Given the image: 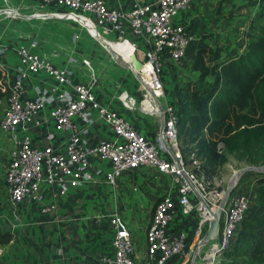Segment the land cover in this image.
<instances>
[{"label": "built area", "instance_id": "1", "mask_svg": "<svg viewBox=\"0 0 264 264\" xmlns=\"http://www.w3.org/2000/svg\"><path fill=\"white\" fill-rule=\"evenodd\" d=\"M42 1L68 7L69 12L91 13L104 32H115L117 38L134 44L158 77L166 70L167 59L179 63L187 58L186 48L193 36L174 18L193 0L135 1L128 9L111 6L107 0ZM8 49L15 54L16 63L11 68L0 62L11 87L0 127L13 135L15 142L5 175L11 202L34 201L41 214L47 215L64 194L83 189L90 181L109 189L116 187L124 174L150 167L170 180L151 215L145 249L140 251L136 246L130 222L121 210L110 211L112 252H103L101 262L191 264L195 255V264H222L253 201L233 191L222 209L219 235L195 252L222 194L220 189L211 188L203 171L186 163L179 143L178 104L171 89L160 125L149 136L125 114L123 108L131 109L132 104L124 92L118 95L121 107L97 98V72L88 56L81 58V70L72 63H56L27 44H2L0 55ZM38 74L50 82L31 81L29 87L28 81ZM78 75L83 79L78 80ZM49 118L52 124L46 139L35 142L30 127L41 126ZM101 121L111 135L94 139L91 128ZM59 131L65 135L56 144L53 140ZM177 215L191 220L190 235L183 223L172 227Z\"/></svg>", "mask_w": 264, "mask_h": 264}, {"label": "crops", "instance_id": "2", "mask_svg": "<svg viewBox=\"0 0 264 264\" xmlns=\"http://www.w3.org/2000/svg\"><path fill=\"white\" fill-rule=\"evenodd\" d=\"M30 1L35 5L40 4L42 0ZM107 1L111 6L128 9L135 1L151 2L154 0ZM260 10V0H193L189 7L181 9L175 15L174 20L185 25L193 37L203 36L206 41L213 45L219 44L224 47L225 51L232 52L235 50L236 45H232L234 41H231L229 45L225 44L228 40L227 37L237 34V30H242L245 22L254 20ZM238 24H243L241 29H238ZM2 44L6 45V43ZM126 44L134 51L132 44L129 42H126ZM240 50L241 52L245 51L238 47V51ZM236 52L234 53L233 51L232 53L238 55L239 53L237 54ZM81 58L71 63L83 70ZM0 62L12 68L16 63V56L12 50L8 49L0 55ZM57 63L66 62L60 61ZM131 69L134 68L132 67ZM166 70L169 73L168 79L172 78L174 82L183 83L188 79L197 78L199 75V71L192 68V62L189 57L179 63L167 59ZM77 79L82 80L83 78L78 75ZM31 81L50 82V80L44 79L40 74L32 76L28 81L29 87L32 85ZM166 84L168 88L171 86L170 82ZM95 90L97 98L101 101L115 107H121L117 95L112 94L109 96L98 88ZM124 112L137 124L143 133L149 136H152L159 127V125H155L151 116L143 115L132 109H126ZM51 124L52 120L49 118L41 126L30 127V132L35 142L41 143L46 139V130L51 127ZM64 135L62 131H59L53 142L56 144L60 143ZM110 135L111 132L108 126L102 121L91 128L90 136L94 139L109 137ZM10 136L11 144L14 148L13 135L10 134ZM0 142L2 143L3 139H0ZM152 170L157 172L150 167H144L132 172L130 174V182L135 178L141 180L140 177L150 179V177L145 176H148L147 171ZM156 182L161 183L159 180ZM5 183L7 185L6 189L0 190V229L12 230L15 233V237L9 242L0 243V264H103L100 260L101 254L103 252H112L110 211L103 207L105 205L102 202L106 197L105 186H100L98 183L90 181L83 189H78L70 195L64 194L61 199L56 201L57 208L54 211L47 215H42L39 205L34 201L12 203L6 179ZM256 197L255 190L253 201ZM141 200L142 195L137 192L133 198H125V209L122 214L131 223L134 236L137 237V235L140 236L142 234L146 246V230L152 214L150 211L144 213L143 220H141L139 211L136 214H132L135 211L132 208L134 206L133 203ZM128 201L129 204L127 203ZM151 201L150 207L153 204V200ZM137 208L139 209L140 207ZM175 220L172 221V227L179 225ZM138 240L137 242L139 243Z\"/></svg>", "mask_w": 264, "mask_h": 264}, {"label": "trees", "instance_id": "3", "mask_svg": "<svg viewBox=\"0 0 264 264\" xmlns=\"http://www.w3.org/2000/svg\"><path fill=\"white\" fill-rule=\"evenodd\" d=\"M260 6L258 15L263 16L264 0ZM252 33L248 48L238 55L203 36L189 40L187 57L199 75L183 83L176 81L171 89L178 104L180 147L188 165L201 159L205 167L217 166L223 161L220 143L226 153L264 164V25ZM10 90L0 65V100ZM256 183L257 197L222 264H264V172ZM14 237L12 230L0 229V243Z\"/></svg>", "mask_w": 264, "mask_h": 264}, {"label": "rangeland", "instance_id": "4", "mask_svg": "<svg viewBox=\"0 0 264 264\" xmlns=\"http://www.w3.org/2000/svg\"><path fill=\"white\" fill-rule=\"evenodd\" d=\"M69 11L72 10L68 7L56 4H44L43 1H41L40 4L33 5L30 0H0V45L1 43H6L17 47L18 45L27 44L50 56L49 58L52 61L55 60L54 62L56 63L60 61L71 63L76 61V59H80L82 56H88L97 72L98 81L96 89L98 88L104 91L109 96L112 94L118 96L119 93L127 91L131 98V100H128L129 97L127 98V101L132 104L131 109L143 115L151 116L155 125H160L162 119L160 115H152L141 109L143 106L142 94L145 93V90L142 89V82H140V78L136 75L134 70L119 64L112 53H110V51L85 25L71 17L66 18L56 16V14H68L67 12ZM260 11L257 12L254 20L250 22L246 21L244 26L243 24H238V29H241V26H243V28L242 30H237V34L227 37L228 40L225 44L229 45L231 41H234L232 45H236L235 50H233L234 53L236 51L237 54L241 52V50L238 51V47L239 49H242V51L243 49L245 50L249 44L248 35L252 32L258 33L260 26L264 25V15H258ZM41 14H45V16H38ZM84 14L92 16V19L96 24L95 28L102 33L105 41L108 43L111 42L114 45L119 44L122 51L132 62L133 54H136L141 62L140 67H136L134 62L132 63V66L138 72L144 70L146 62L141 51L138 49H134L133 51L127 46L126 42H120V40L117 39L118 34L115 32L105 34L101 25L96 22L94 15L91 13ZM251 25H256V28H251ZM132 46L135 47L133 44ZM168 75L169 73L167 70L161 71V75H159L160 79L163 80L165 87L161 97L164 102L168 100V89H172L176 82H174V79L172 78L169 80ZM141 78L145 80L146 76ZM169 82L171 83V86L168 88L166 83ZM118 102L121 104L120 100ZM8 105L9 96L0 100V120ZM123 109L126 110L125 108ZM0 137L1 140L3 139V142H0V190H5L7 187L5 183L6 169L14 148L11 144L10 133L4 131L1 127ZM218 150L223 155V161L217 166L205 167L203 162H201V159H196L193 161V164L189 165L194 170L206 172L210 186L213 190L226 187L236 171L254 164L248 162L238 154L226 153L222 144L218 145ZM147 172L148 176L145 177H150V179L140 177L141 180L135 178L130 182L131 175L124 174L116 187L110 186L109 189L105 188L106 197L104 201H102L105 205L103 207L111 212L115 210H121L122 212L125 209L124 199L133 198L134 194L137 192L142 195V200L133 203L134 206H132V208L135 211L132 212V214H136L137 211H139L141 213V220H143V216H145L144 213L150 211L152 214L158 198L166 191L170 178L154 172L153 170ZM259 174L261 173L249 171L240 175L234 191L236 193L244 194L249 200L253 201L257 186L256 179ZM157 180L161 181V183H157ZM151 200H153L152 207H150V203H152ZM127 203L129 204V201ZM137 207L140 208L138 209ZM175 221L179 223L177 227L184 224L187 233L189 235L191 234L192 223L190 219L185 218L182 215H177ZM134 237L136 240V246L139 250L143 251L145 244L142 234Z\"/></svg>", "mask_w": 264, "mask_h": 264}, {"label": "bare ground", "instance_id": "5", "mask_svg": "<svg viewBox=\"0 0 264 264\" xmlns=\"http://www.w3.org/2000/svg\"><path fill=\"white\" fill-rule=\"evenodd\" d=\"M68 14H56V16H61V17H71L77 20L78 22L82 23L85 25L89 30L95 35L96 34V24L95 22L88 16H85L83 14H79L76 12H67ZM71 13V14H70ZM38 16H45V14H41ZM107 34V32H104ZM96 36V35H95ZM104 38V37H103ZM120 40V42H129L128 40L122 39V38H117ZM105 40V38H104ZM132 44L131 42H129ZM103 44V43H102ZM104 45V44H103ZM111 45V50L110 53L115 57L117 62L123 66L132 68V61L131 59L122 51L121 47L119 44H113L110 42ZM134 45V44H133ZM135 50L137 48L133 47ZM142 53V52H141ZM143 54V53H142ZM144 60L146 62L144 66L143 71H136L133 69L136 73V75L140 78V82H142L141 86L142 89L145 90V93L142 94V104L143 106L141 107L142 110L146 112H151V113H156L157 115H160L161 118L164 115V111L161 109L164 108V100L161 99L163 95V90L161 89V81L159 77L155 74L153 65L151 64L150 61L146 60L144 57ZM140 61V60H139ZM141 63V62H140ZM134 68V67H133ZM146 76V79L143 80L141 77ZM148 76V77H147ZM125 94V99L127 101V98L129 97V100H131L129 94L127 91L124 92ZM127 95V96H126ZM129 102V101H128ZM150 108H149V106Z\"/></svg>", "mask_w": 264, "mask_h": 264}, {"label": "water", "instance_id": "6", "mask_svg": "<svg viewBox=\"0 0 264 264\" xmlns=\"http://www.w3.org/2000/svg\"><path fill=\"white\" fill-rule=\"evenodd\" d=\"M95 35H96V38L101 43H103L107 49L111 50L110 43H108L107 41L104 40L102 33L100 31L96 30ZM133 62H134V65H136V67H140V61L137 58L136 54H133ZM161 109L163 110L162 107H161ZM249 171H255L257 173H262V172H264V164H260V165L253 164L251 166H246V167L239 169L231 177L227 186L220 188V192L222 194L221 200L219 201V203H218L217 207L214 209V211H212L213 217L209 223H206V227L208 230H207L206 234L204 235L203 239L201 240V242L199 243L198 247L196 248L195 252H197L202 246L207 244L210 240L215 239L219 235L220 225H221L220 220H221V216H222V209L227 204L230 194L234 191V189L237 185V181H238L239 176L246 173V172H249ZM191 264H195V255L193 256Z\"/></svg>", "mask_w": 264, "mask_h": 264}]
</instances>
